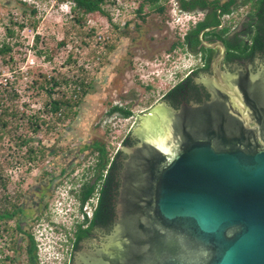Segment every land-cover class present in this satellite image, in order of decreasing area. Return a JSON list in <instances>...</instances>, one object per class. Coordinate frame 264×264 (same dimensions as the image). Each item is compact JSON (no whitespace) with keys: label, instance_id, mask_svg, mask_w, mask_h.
Instances as JSON below:
<instances>
[{"label":"rangeland","instance_id":"1","mask_svg":"<svg viewBox=\"0 0 264 264\" xmlns=\"http://www.w3.org/2000/svg\"><path fill=\"white\" fill-rule=\"evenodd\" d=\"M105 1L106 15H89L80 24L69 2L0 0V44L7 43L12 49L6 57H0V108L10 107L20 117L40 116L53 127L56 117L43 114L50 100L48 89H42L45 80L55 78L61 83L55 99L81 98L75 111L78 114L73 117L71 114L70 119L57 124L53 133L43 130L41 134H34L28 124L20 122L21 127L16 123L18 129L3 134L0 141V210L20 207L26 200V207H29L36 182L46 183L57 177L55 187L66 186L84 170L90 180L97 155L78 154L80 147L101 142L114 156L136 116L153 107L168 87L175 84V73L188 72L194 67V60L184 58L182 51L174 47L182 43L190 23L200 16L179 12V0L158 3L165 8L164 13H159L157 5L149 2L151 0ZM33 11H37L36 14ZM248 11L249 8L243 6L225 20L235 27L245 19ZM21 25L25 28L21 29ZM8 30L15 35L10 37ZM80 78L87 84L93 83L94 89H87L89 94L85 97H81L80 85L75 82ZM65 80L70 83L66 84ZM146 87L151 90L146 92ZM134 88L142 92L139 105L133 102L129 106L134 116L107 120L108 110L120 102L123 90ZM19 137L31 141L30 146L38 152L46 150L45 158L39 153L38 159L31 160L20 147ZM53 148L57 152L51 156L49 151ZM65 163L74 166L69 175L59 179ZM53 192L46 199L48 213L53 207L61 205L62 208L63 205L59 203L62 200L59 193ZM15 225L16 220L0 224V233L4 235L2 243L13 244L9 239L14 235ZM6 254V251L0 253L1 256ZM26 262L25 254H21L19 263Z\"/></svg>","mask_w":264,"mask_h":264},{"label":"water","instance_id":"2","mask_svg":"<svg viewBox=\"0 0 264 264\" xmlns=\"http://www.w3.org/2000/svg\"><path fill=\"white\" fill-rule=\"evenodd\" d=\"M207 83L204 105L141 118L115 227L86 264H264V66Z\"/></svg>","mask_w":264,"mask_h":264},{"label":"flooded vegetation","instance_id":"3","mask_svg":"<svg viewBox=\"0 0 264 264\" xmlns=\"http://www.w3.org/2000/svg\"><path fill=\"white\" fill-rule=\"evenodd\" d=\"M230 1L231 0L222 2L221 5H224ZM239 3L241 4V2ZM246 7L249 8V11L246 14L245 19L239 22V25L232 27V30L236 31H234L233 33L228 32L222 38L216 36V27L205 28L201 31V34L199 35V42L197 43L196 38L188 39V36L192 31L197 30L198 26L201 23L206 24L207 22L213 20L214 17H216L214 9L210 6H197L196 8L190 10H182L179 4V12L194 14V16H200L197 21H192V23H190V27L183 35L182 43H186L185 47H183L181 45L182 43H180L177 45V47L174 48H179L182 51V56L184 58H192L195 62L194 67L188 72L185 71L183 73H175V84L168 87V89L162 95L161 99L157 103H155L153 107L141 113V115L136 116V121L122 140V145L116 150L115 155L112 157V160L119 166V171H110L111 176L115 177L114 184L109 187V185L107 184V179L103 182L100 181L98 178L99 175L95 170L96 167L93 168L94 175L90 180L87 178V173L84 170L81 175L72 178V180L70 181V185H60L58 187H55L54 180H57V177L51 178V180L49 179V181H45L46 183L36 182L33 186L31 196L32 203H30L29 207H26L27 200L25 198L24 201H26H23L24 203L21 204L20 207L16 206L14 208L12 207L13 209L7 208L2 210V212L4 213L9 210L8 212L13 216V218H4L0 222V224H3V222H13L16 220V225L15 229L12 230L14 231V235L12 234L11 238L9 239L10 241H13V244L2 243V237L4 235L2 231L0 233V244H2V246L0 245V253L4 254V251L7 252L5 256L0 255V264H21L19 263L21 254H25L27 258L26 264H30V238H33L36 242L38 257L39 242L43 241V244H47L44 241L46 240L49 231L53 228H58L54 221V218L56 213L62 211V208H66L67 212L71 210L77 212L76 215L73 216L71 231L69 232L68 238L70 244L68 245L66 264H86V261L89 260L90 254L96 252L101 248V245L105 242L106 238L111 235L113 228L115 227L117 220V204L120 197L119 195L121 177L124 170V162L128 160V157L123 152V149L135 147L139 143L138 140L132 138V134L140 123L141 118L149 114L158 104L161 103H165L177 111H180L186 106L204 105L212 98V94L210 93L207 81L215 76V70L231 74H238L239 72L246 73L248 71L252 73H258L264 66V54L262 55V53L259 55H255L253 58L249 59L243 56L230 57V52L227 47V43L229 41L231 42L236 37H241L245 41V43L251 44V36L246 34L242 35V33L244 34V32L246 31L245 25L247 24V22H249L250 14L253 12V7L251 4ZM234 14L235 12L231 16H233ZM217 15V19L221 20L219 29H224L225 27L231 26L230 22L225 20V18H230L231 16L221 17L220 11L217 13ZM222 46H224L225 50ZM171 50H173V47L171 48ZM215 63L216 67H214ZM150 90L151 88L149 87H146L145 89L146 92H149ZM141 96L142 92H139L138 89L134 88L127 91L123 90V93L119 97L120 102L114 103L110 107L105 118H107V120L123 118V112H121L120 109H130L133 112V110L129 106L130 104H133V102H137V104L139 105L138 102L140 101ZM115 107H119L120 109L112 113V110ZM87 145H83L82 147H80V149L78 150V154L91 153L92 150L82 151V149H84V147H86ZM72 166L74 165H71L70 163L63 164L58 178L61 179L69 175L68 172L70 168H72ZM71 175L73 176V174ZM87 183H90L91 185L95 184L96 189L93 196L89 200L83 202L82 195L84 192V187ZM61 187L63 188V190ZM61 190L63 191V193H61ZM52 191H54L53 193H59V198L62 199L59 203L63 202V205L62 208L61 205H57L55 207L56 209L53 207L51 209L52 212L48 213V203H46V199L52 196ZM105 191H107L106 200L110 203V207L106 211L111 218L108 221V225L105 227L98 225L92 232L89 233V236L80 244L79 247L76 246V235L79 228L81 227L85 231L90 228L91 223L95 218L96 211H98L100 208L101 200L105 196ZM5 203L8 206L6 200ZM84 213L86 216L84 215ZM88 214L90 216H87ZM64 230L67 234V230ZM9 231L10 230H8V232Z\"/></svg>","mask_w":264,"mask_h":264},{"label":"trees","instance_id":"4","mask_svg":"<svg viewBox=\"0 0 264 264\" xmlns=\"http://www.w3.org/2000/svg\"><path fill=\"white\" fill-rule=\"evenodd\" d=\"M63 2H69L72 5L71 10L78 14L77 18L75 19L78 23L82 24L85 22V18L89 15H95V14H101L106 15L104 11V5L106 4L105 0H62ZM162 0H151V2L154 5H157V11L159 13H164L165 9L162 6H158V3H160ZM241 2V4L239 3ZM221 1L215 0H179L180 7L182 10H190L193 8H196L197 6H210L214 9V13L216 17H214L213 20L207 22L206 24L201 23L197 30L192 31L188 39L190 38H196L197 43L199 42V35L201 34V31L205 28L209 27H216L215 34L218 37H224L228 32L233 33L236 30H232V26L225 27L224 29H219V26L221 25V20L217 19L218 15L217 13L221 12V17L223 16H231L234 12H236L239 8L243 6H248L249 4L253 7V12L250 14V20L245 25L246 31L242 35H250L251 36V44L245 43V41L241 37H236L233 41H229L227 43L228 50L230 52V57H238L243 56L247 59L253 58L255 55H259L262 53L264 54V0H231L230 2L221 5ZM143 10V6L140 9ZM37 11H33L34 14H36ZM25 25H21V29H24ZM7 34L10 37H13L15 35L14 31L8 30ZM241 35V34H238ZM39 39V38H38ZM186 43H182L181 45L185 47ZM62 46L64 43L61 44ZM177 47V45L175 46ZM174 47V48H175ZM12 52V49L10 45L7 43L0 44V57H6L8 54ZM66 84H69L70 82L68 80H65ZM64 81V82H65ZM80 85V90L82 91L81 97H85L89 92L87 89H94L93 83L87 84V81L83 78L78 79L75 81ZM61 83L58 79H52L51 81L45 80L44 85H42V89H48V94L50 97L49 102L45 105V110L43 111V114L45 115H52L56 117V122H53V127L51 126V123L47 121V119H43L40 116H34V117H25V115L21 116L18 114L17 111L11 110L10 107L0 108V141L3 140V134H11L15 128L18 129L19 126L15 127L16 123H26L29 125V128L32 130L34 134H41L43 130L46 133H53V131L56 130L57 124L62 123L63 121L70 119V115L76 116L78 112H75L76 109L81 104V98L79 96L77 98H70V99H55L54 95L57 90V88H60ZM17 96V95H16ZM16 96H13V98H17ZM79 98V99H78ZM78 99V100H77ZM119 107H115L112 110V113L119 110ZM121 112H123V119H128L132 117L134 114L133 112L129 110L120 109ZM41 113V112H39ZM22 125H20L21 127ZM19 140H22V144L20 145L21 148H24L26 150L27 156L31 160L38 159V154L40 157L45 158V152L46 150H41L38 152L37 149H33V147L30 146V142L27 139L18 138ZM17 139V140H18ZM85 150H92V154L97 155V165H96V173L99 175V180L104 181L107 179V184L112 186L114 184L115 177L111 176L110 171H119V166L117 163H115L112 160L111 154L108 152L106 146L101 142H93L82 151ZM49 152H51V156H54L57 152L55 148L51 149ZM43 154V155H42ZM44 160L40 158V161ZM120 186V182H119ZM123 187V180L121 177V186H120V195H121V189ZM113 188V187H111ZM110 188V189H111ZM96 185H91L90 183H87L84 187V192L82 195L83 202L89 200L93 194L95 193ZM105 196L101 200L100 208L98 211H96L95 218L91 223L90 228L85 231L81 227L79 228L77 235H76V246H80V244L89 236V233L92 232L98 225H101L103 227L108 225V221L111 219L110 215L107 214V210L110 207V203L107 202V191L104 192ZM119 195V196H120ZM9 211V210H8ZM6 211L5 213L0 210V222L5 219H12L13 216L10 215V213ZM30 249H29V255H30V264H38V257H37V246L36 242L33 238H30Z\"/></svg>","mask_w":264,"mask_h":264},{"label":"clouds","instance_id":"5","mask_svg":"<svg viewBox=\"0 0 264 264\" xmlns=\"http://www.w3.org/2000/svg\"><path fill=\"white\" fill-rule=\"evenodd\" d=\"M76 213L72 210L67 212L66 208H62L61 212L55 214L54 221L58 228H53L49 231L44 241L47 244L39 243V264H66L68 245L70 244L68 237L71 231L73 216ZM87 216L90 215L88 214ZM64 229L67 230V234ZM42 247L46 248L42 249Z\"/></svg>","mask_w":264,"mask_h":264},{"label":"built area","instance_id":"6","mask_svg":"<svg viewBox=\"0 0 264 264\" xmlns=\"http://www.w3.org/2000/svg\"><path fill=\"white\" fill-rule=\"evenodd\" d=\"M42 252V251H41Z\"/></svg>","mask_w":264,"mask_h":264}]
</instances>
